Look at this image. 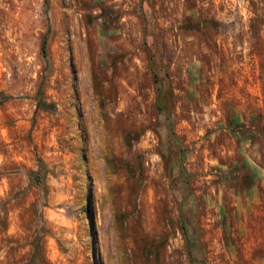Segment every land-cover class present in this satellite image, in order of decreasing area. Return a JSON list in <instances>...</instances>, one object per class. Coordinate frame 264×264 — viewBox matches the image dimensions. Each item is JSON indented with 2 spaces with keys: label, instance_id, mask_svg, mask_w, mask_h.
I'll list each match as a JSON object with an SVG mask.
<instances>
[{
  "label": "rangeland",
  "instance_id": "obj_1",
  "mask_svg": "<svg viewBox=\"0 0 264 264\" xmlns=\"http://www.w3.org/2000/svg\"><path fill=\"white\" fill-rule=\"evenodd\" d=\"M0 95V264H264V0H0Z\"/></svg>",
  "mask_w": 264,
  "mask_h": 264
},
{
  "label": "trees",
  "instance_id": "obj_2",
  "mask_svg": "<svg viewBox=\"0 0 264 264\" xmlns=\"http://www.w3.org/2000/svg\"><path fill=\"white\" fill-rule=\"evenodd\" d=\"M41 51H42V54L43 56H46V53H47V50H46V40H42V43H41ZM8 100V97L5 96V95H0V104L6 102ZM38 107L40 108H43V109H50L52 108L53 105H50V104H46L44 102H42L41 99L38 100V103H37ZM41 166V160H38V170L36 171H29V177L32 179V181L37 184V185H40L41 184V181H40V176H39V167Z\"/></svg>",
  "mask_w": 264,
  "mask_h": 264
}]
</instances>
